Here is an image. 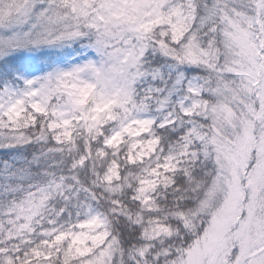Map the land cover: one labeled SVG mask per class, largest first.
I'll return each instance as SVG.
<instances>
[{
    "label": "snow or ice",
    "instance_id": "1",
    "mask_svg": "<svg viewBox=\"0 0 264 264\" xmlns=\"http://www.w3.org/2000/svg\"><path fill=\"white\" fill-rule=\"evenodd\" d=\"M0 264H264V0H0Z\"/></svg>",
    "mask_w": 264,
    "mask_h": 264
}]
</instances>
